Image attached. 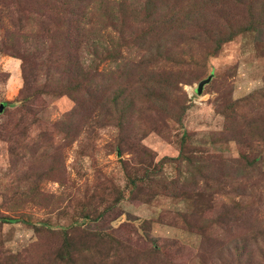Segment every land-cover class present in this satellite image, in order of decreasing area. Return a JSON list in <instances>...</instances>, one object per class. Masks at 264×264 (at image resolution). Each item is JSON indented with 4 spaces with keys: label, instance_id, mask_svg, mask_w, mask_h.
Here are the masks:
<instances>
[{
    "label": "rangeland",
    "instance_id": "374dc122",
    "mask_svg": "<svg viewBox=\"0 0 264 264\" xmlns=\"http://www.w3.org/2000/svg\"><path fill=\"white\" fill-rule=\"evenodd\" d=\"M42 4V0H23V4L0 0V104L11 103L0 114V218L30 222L0 221V264H64L56 259V251L65 231L82 249L72 264H264V135L261 142L254 135L247 142L261 151L256 169L239 173L232 165L239 154L258 152L238 147L232 140L234 129L230 126L227 131L216 111L228 100L264 91V29L238 34L208 57L220 40L217 25L224 31L225 15L234 25L244 23L245 8H224L218 0L180 2L178 12L192 20L186 23L185 36L169 37L166 47L172 60L162 62L157 56L155 71L181 74L190 81L178 84L170 99L166 82L157 89L163 109L174 120L178 116L174 103L187 106L181 123L163 122L160 114L154 118L155 128H150L134 115L125 133L119 134L109 107L104 110L103 129L98 128L100 98L85 93L78 101L56 94L58 89L66 93L63 85L70 80L72 66L65 64L60 51L52 50L53 36L62 33L61 11L59 17L48 18ZM106 31L102 27L93 35L99 36L95 41L102 47L105 43L100 39ZM13 41L16 50L10 48ZM79 53L89 63L92 50L82 48ZM112 67L106 61L99 70ZM87 76L91 83L90 73ZM209 76L211 80L197 95V84ZM108 81L110 102L118 88ZM83 91L82 87L76 96ZM263 107L257 100L252 107L239 108L237 122L258 131L264 122V114L258 111ZM68 114L73 115L70 129L75 134L63 132ZM184 131L188 151L195 153L196 160L216 163L208 167L213 179L205 183L195 175L197 169L183 164L187 192L167 193L157 176L138 195H130L121 161L130 168L141 165L155 170L163 158L178 156ZM122 135L138 153L139 166L132 161L130 147L115 152ZM217 156L227 162L220 164ZM163 173L167 180L176 177L175 163L167 162ZM195 181L197 190L192 191ZM119 192L123 198L108 209ZM84 210L91 219L81 218ZM41 223L51 232L36 234L33 227ZM97 236L108 241L103 249Z\"/></svg>",
    "mask_w": 264,
    "mask_h": 264
},
{
    "label": "trees",
    "instance_id": "16d2710c",
    "mask_svg": "<svg viewBox=\"0 0 264 264\" xmlns=\"http://www.w3.org/2000/svg\"><path fill=\"white\" fill-rule=\"evenodd\" d=\"M42 2L45 11L48 12V15H46L48 18L59 17V11H61L62 25L59 28L62 33L61 37L59 32L53 36L51 41L54 43L52 50L56 53L60 51L64 55L65 64L72 66L69 71L70 80H67L66 84L63 85L67 90L66 93L58 89L57 95L68 94L69 97L78 101L85 93L91 99H95L94 96L100 98L103 103L100 106L98 115V128L103 129L104 110L109 107L113 110L116 119V132L119 134L125 133L126 126L134 115L150 128H155L154 118L156 116L161 117L160 114H162L163 122L165 119L174 120L172 118L174 115L167 113L169 110L163 109L165 103L163 102L164 100L158 98L157 89H161L162 84L166 82L170 99L171 93L179 89L178 84H189L190 81L181 74L171 76L169 71L157 73L155 67L157 56L161 58L162 62L170 63L172 60L171 49L166 47L167 43L170 42L167 41L169 37L174 35L183 37L186 35V23L188 21L191 22L192 19H183L182 15H180L181 12H178L179 4L180 2L183 3L184 0H42ZM218 3L224 8L229 6L245 8L247 12L246 20L244 23L239 22L234 25V21L225 15L226 25L224 31L220 29V25H217V37L220 40L216 49L207 54L208 57L218 53L222 44L233 40L238 34L254 31L258 28L264 29V0H218ZM21 4H23V0H21ZM39 14L40 16H45L43 13ZM195 15L197 17L200 16V12L196 11ZM102 27L107 28L106 36H102L100 39L105 43L103 47L100 42L95 41L99 39V36H93L96 30L98 35ZM36 38H38V35ZM84 40L85 43H83ZM16 46L13 41L10 47L11 50H16L18 48ZM82 48L92 50L91 59L87 64H85L83 57L79 53ZM67 51H73V54ZM161 54L166 58H162ZM21 59L24 61L23 58ZM106 61L111 63L113 67L108 69V71L99 70L100 65ZM172 65L178 66L175 63ZM77 71H81L82 74H77ZM87 73H90L93 79L91 83H87ZM164 73L171 79L167 80L168 78L161 75ZM156 77L159 79L158 82L154 81ZM109 79L114 81L111 83V87L118 88L113 92L110 102L108 101L110 96ZM82 87L84 91L81 95L76 96ZM257 100L264 103V91L251 94L237 101L228 100L223 106L216 109L223 116L224 124H227V131L232 130L230 126L234 129L235 139H232L234 143L238 147L248 148L251 152H258L256 156L250 153L239 154L240 158L233 161L234 163L232 164L239 173L243 172L246 174L256 169V163L261 151L251 144H247V142L253 135L261 142L264 135V122L261 123L258 131L253 129L250 124L244 127L236 120V110L241 107H252ZM8 104L11 103H5L4 106ZM174 107L178 111V116H175L176 121H174L181 123V116L185 114L187 106L182 102H175ZM259 113L264 114V107L262 109L259 108ZM72 117L73 115L68 114L63 120V123L66 119L69 121L67 127H63V132L68 135L77 132H72V129H70L72 123L70 119ZM261 118L262 116L258 117V119ZM61 124L58 123L57 125ZM122 136H119L116 140L114 150L121 154L124 152L125 147H130L134 155L132 161L135 162L138 158V153L133 149L129 138ZM194 154L188 151L184 131L181 135L178 156L175 158H163L156 165L157 168L155 170L139 166L136 162L139 167L137 169L130 168L127 163L121 161L130 195H138L139 191L145 186L149 187L151 185L150 182L157 176L163 186H165V190L168 191L167 193L178 194V190L187 192L185 183L188 179L182 178L181 173L183 164L197 169L195 175L203 179L205 183H207V180H212V168L208 167H210V164L216 163L214 161L210 163L211 160L203 158L196 160ZM216 158L220 164L227 162L221 156ZM167 162L175 163V171L177 172L176 177L169 180L165 178L163 173V168ZM139 172L141 177L137 176ZM63 179L64 177L62 176L61 180ZM196 182L192 184V191L197 190ZM184 195L186 194L184 193ZM122 198L123 194L119 192L115 195L112 205L107 208H113ZM84 211L86 212L81 215V218L91 219L90 213L87 210ZM227 214L229 212L225 213V215ZM98 219L94 217L93 220ZM0 221L5 224L17 223L18 221L30 224L28 220L10 217H1ZM68 228L74 229L76 227ZM33 229L36 234L42 231L51 232L45 223H41L38 226L34 225ZM98 236L95 238L98 240L101 249H103L108 245V241L105 242ZM60 237L62 238V244L57 247L56 259L61 260L64 264H72L75 259L79 258L82 249L75 247L69 232H61ZM74 253H77V255Z\"/></svg>",
    "mask_w": 264,
    "mask_h": 264
},
{
    "label": "water",
    "instance_id": "95a60500",
    "mask_svg": "<svg viewBox=\"0 0 264 264\" xmlns=\"http://www.w3.org/2000/svg\"><path fill=\"white\" fill-rule=\"evenodd\" d=\"M211 80V76L207 77L206 79L200 81L198 84H197V87L195 89V93L197 95H200L202 93V90H203V87L204 85L208 84L209 81ZM4 104H0V114L2 113L3 109H4Z\"/></svg>",
    "mask_w": 264,
    "mask_h": 264
}]
</instances>
